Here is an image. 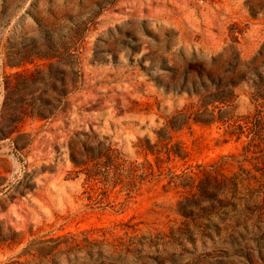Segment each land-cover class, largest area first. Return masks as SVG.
Segmentation results:
<instances>
[{
  "label": "rangeland",
  "instance_id": "1",
  "mask_svg": "<svg viewBox=\"0 0 264 264\" xmlns=\"http://www.w3.org/2000/svg\"><path fill=\"white\" fill-rule=\"evenodd\" d=\"M261 78L264 0H0V264H67L126 222L191 223L162 264H264V149L180 114L221 91L245 115ZM101 146L154 175L87 180Z\"/></svg>",
  "mask_w": 264,
  "mask_h": 264
},
{
  "label": "trees",
  "instance_id": "2",
  "mask_svg": "<svg viewBox=\"0 0 264 264\" xmlns=\"http://www.w3.org/2000/svg\"><path fill=\"white\" fill-rule=\"evenodd\" d=\"M257 86L250 94V102L253 104V111L237 116L233 114L230 108V97L221 91L201 95L197 103L196 110L181 112L183 118L192 119L194 122L202 124H212L215 122L226 126V132L229 136H235L240 139L242 135L247 138L245 147H258L264 149V79L257 82ZM191 114L192 117H191ZM175 125L170 123V127ZM165 129V128H164ZM167 129V128H166ZM171 136L159 135L158 143H162L164 151L168 158L171 155L180 156L170 143ZM142 149L148 151L158 158L160 151L151 147V145H141ZM249 149H247L248 151ZM263 166L259 167L264 176V151L262 153ZM92 164L86 167V179L101 177V181L108 182L109 175L114 177L112 185L115 186L122 182L124 178L128 181L121 183L127 188V196L132 193V188L141 182L148 180L154 175L153 165L145 159L143 175H137V165L132 161L123 159L117 150L108 146H101L90 156ZM199 181L197 187L201 191L206 190L205 183ZM175 186L192 187L187 183H176ZM195 226H199V224ZM123 231L120 234L106 235L102 230L101 236H91L88 230L82 232L80 239L72 238L71 241H63L65 246L61 253L64 254L67 264H153L151 260H156L158 264L165 262L166 256H173L174 247L180 238L189 237L194 232L190 229L191 223L186 222L184 227H170L168 232L151 230L143 233L138 232L137 223H123ZM61 241L57 242L53 248H56ZM56 255H53L55 258ZM150 260V261H149ZM54 262V261H53ZM57 264V263H54Z\"/></svg>",
  "mask_w": 264,
  "mask_h": 264
}]
</instances>
